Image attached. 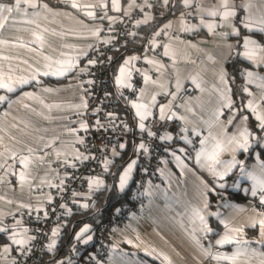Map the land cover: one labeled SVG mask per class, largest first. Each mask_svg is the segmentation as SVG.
Masks as SVG:
<instances>
[{"label":"crops","instance_id":"crops-1","mask_svg":"<svg viewBox=\"0 0 264 264\" xmlns=\"http://www.w3.org/2000/svg\"><path fill=\"white\" fill-rule=\"evenodd\" d=\"M0 3L14 6L15 0ZM122 5L121 13L140 12L135 38L142 28L157 27L146 44L139 45L141 40L137 39L114 54L113 58L120 56V61L111 72V85L115 89L132 85L136 72L141 74V84L136 100L119 99L124 101L126 112L121 115L119 104L117 111L129 138L109 147L107 168L99 178L103 185L88 186V194L108 185L107 172L129 140L133 139L136 150L140 148L142 142L135 135L146 129L148 120L161 118V107L163 119L181 120L184 130L180 143L157 172L158 183L148 188L145 217L131 216L114 231L108 264H168L169 260L171 264H264V236L259 225L264 210L254 204L257 200L264 204V189L257 183L264 179V157L260 148H254L255 129L264 135L262 121L257 119V114L264 115V32L260 31L264 0H227V9L224 0H182V10L163 22L175 0H122ZM156 5L163 18L156 19ZM89 6L94 10L85 8ZM225 10L235 15L225 19ZM117 14L112 0H21L19 10L0 14V81L14 86V91L0 88V96L7 97L0 102V229H7L0 231V264H11L15 254L29 250L31 245V235L15 214L29 207L44 209L49 195L36 189L56 184L68 161L78 153L76 145L88 129L79 75L106 23ZM245 23L251 26L245 27ZM245 38L255 44L245 48ZM251 49L255 53L249 58L245 52ZM237 57L249 64L242 72V90L248 93L243 115L232 108L229 64ZM196 60L199 64H194ZM69 65L73 66L63 75L53 74ZM122 67L126 69L123 84L117 82ZM20 80L28 83L20 84ZM188 84L195 92L175 115L172 106ZM249 101L256 112L247 106ZM134 103L147 105L151 115L141 121ZM245 131L247 150L237 144L244 142L241 133ZM197 134L201 144L188 158L187 149ZM217 145L222 149L219 161L235 158L240 162L222 179L209 171L207 155L198 158L202 150L211 153ZM128 165L121 169L117 182L121 194L129 191L138 171L135 161L121 190L120 178ZM215 168L223 172L224 164H216ZM242 169L257 180L246 178ZM197 210L205 218L203 223ZM62 224L55 228L59 229L55 236L58 240L63 235ZM14 234L28 243L14 244ZM94 235L89 231L80 239L89 248L86 256L95 253L88 246ZM87 236L92 239L85 244ZM225 236L232 242L218 244ZM224 256L232 259L217 258Z\"/></svg>","mask_w":264,"mask_h":264},{"label":"built area","instance_id":"built-area-1","mask_svg":"<svg viewBox=\"0 0 264 264\" xmlns=\"http://www.w3.org/2000/svg\"><path fill=\"white\" fill-rule=\"evenodd\" d=\"M140 17L138 10L114 15L106 23L102 37L90 49L86 68L79 75L84 86L87 106V132L84 139L76 145L78 153L68 161L59 181L36 189L37 193L49 195L50 200L45 208L29 207L15 214V218L22 222L32 240L29 250L15 254L11 264H39L43 260L50 249L48 245L52 242V232L63 223L65 216L84 204H94L95 199L93 195L88 194V186L91 178L104 175L109 147L116 141L121 142L129 138L125 123L121 121L117 111L118 102L120 97L130 101L136 100L141 74L135 73L131 87L123 85L115 89L111 85V65L114 54L127 48L134 40ZM188 20L190 22L192 17L189 16ZM199 62L200 60H196L194 64ZM194 92L193 85H186L173 104L172 113L180 114L181 105ZM242 97L247 100L248 93L243 92ZM232 108H235V102ZM183 130V122L178 119L153 118L147 121L146 129L135 135L136 140L139 139L145 147L139 148L135 153L138 171L135 183L130 189L129 201L118 208L111 220L97 228L92 243L88 245L94 249L93 255L86 256L85 252L89 248L77 240L60 264L109 263L114 246V231L123 227L131 216L145 217L148 188L158 183L157 172L164 162L169 160L172 148L180 143ZM168 136L171 139H165ZM200 144L201 136L197 134L187 149L188 158L193 157ZM254 204L264 210V204L258 200Z\"/></svg>","mask_w":264,"mask_h":264},{"label":"trees","instance_id":"trees-1","mask_svg":"<svg viewBox=\"0 0 264 264\" xmlns=\"http://www.w3.org/2000/svg\"><path fill=\"white\" fill-rule=\"evenodd\" d=\"M182 10V0H175V5L172 10L166 12V15L162 22L172 16L177 15ZM156 19L160 18L161 15L158 14V5L155 7ZM162 17V16H161ZM163 18V17H162ZM145 27L140 30L139 35L132 41L136 42L137 39L141 40L139 45L146 44L151 38L153 30L156 28ZM150 30V32H149ZM126 49V48H125ZM114 57V56H113ZM120 61L119 58H113L111 65V72L115 69L117 62ZM249 66L246 62L242 61L238 57L233 59L229 64L230 67V77L233 86V97L235 102V108L238 110L239 115L245 114L244 111V98L242 97V72ZM50 84H58L57 81L47 80ZM120 106V112H126L124 107V101L118 102ZM255 134L257 135V148H260L261 155L264 157V146L261 147V141H264V135L255 129ZM133 139L129 140L128 145L122 150L121 155L116 159L115 163L111 169L107 172L108 185L101 191L95 192L94 199L95 202L92 206L88 208H78L76 210L70 211L64 218L62 224V237L59 239L58 245L51 251H48L44 256L43 260L39 264H53L59 259L66 256L72 244L80 240L77 238L79 230L86 224L90 226V231L95 232L97 228L108 222L116 214L118 208L126 204L129 201L130 189L135 183L133 182L129 191L126 194H121L117 189V182L119 179L120 171L123 167L128 165L134 158L136 149L133 143Z\"/></svg>","mask_w":264,"mask_h":264},{"label":"snow or ice","instance_id":"snow-or-ice-1","mask_svg":"<svg viewBox=\"0 0 264 264\" xmlns=\"http://www.w3.org/2000/svg\"><path fill=\"white\" fill-rule=\"evenodd\" d=\"M25 2H27V0H25ZM112 2H113V7H115L117 10H119L118 0H112ZM20 5H21V0H15L14 6H7V5H5L3 3H0V14H2L4 12L12 13L13 11H17V10H19ZM73 6L74 7H78V5H75V4ZM224 7H225V9H227V0H224ZM88 15L91 16V15H93V13L89 12ZM211 15L215 16V15H217V13L216 12H212ZM234 15H235V13L233 11H230V10H225L224 13H223V16L225 17V19H227V18H229L231 16H234ZM4 22L5 23L7 22V17H5ZM260 24H261L260 31L261 32H264V20H261L260 21ZM244 26L245 27H250L251 25L245 23ZM0 27H3V24L2 23H0ZM212 27H213V25H209V28H212ZM237 32H238V30H237ZM254 44H255V41H252V40H250L248 38H245V40H244V46H245V48H249L250 45H254ZM254 53H255V50L254 49H251L250 51L245 52V55L248 56L249 58H252V56L254 55ZM132 59H135V58H132ZM90 63H95V62L94 61H90ZM149 63H152V61H149ZM72 66L73 65H69L67 68H65L63 70H58L57 72H54L53 74L63 75L64 72L70 70ZM120 72H121V77H118L117 78V82L123 84L122 77L124 76V74L126 72V69L122 67L120 69ZM44 74L45 75H48L49 73L48 72H45ZM19 83L20 84H25V83H28V81L27 80H20ZM126 86L127 87H131V85H126ZM0 88L7 89L8 91H14V86L13 85L8 84V83H4L3 81H0ZM5 99H7V97L0 96V102L4 101ZM154 101H155V97H153V102ZM133 106L137 109V115L140 116L141 121H143L149 115H151L150 111H148V106L147 105L135 104L134 103ZM247 106L249 108H251L253 112H256V109H255V107H253V104H252L251 101H249V103H248ZM141 109H143V111H141ZM160 112H161V118L163 119V114H164V108L163 107L160 108ZM245 119H247V118L245 117ZM257 119L260 120V121H262V123L260 124V128L261 129H264V115L257 114ZM140 128L141 129L144 128V124L142 122L140 124ZM241 135L244 136L245 139H244V142L243 143L237 142L238 147L241 148V149L247 150V148L249 147L248 142H247L248 133H247V131H245V132L241 133ZM165 139H171V137L168 136V137H165ZM121 147H123V145H121ZM139 147L141 149H143L145 146H144V144H140ZM220 150H222L220 148V145H217L216 148L211 153H206L205 150H202L201 153H198V158L201 155H207V159L211 162L210 163V166H209V171H211L213 173V175L220 176V178L222 179L225 175H227L232 170V168H234L237 165V163H240V162L236 161L235 158H233V160L230 161V162L219 161L217 159V157L219 155V151ZM21 162L22 163H25V161H21ZM107 163L108 162H106L105 167H107ZM219 163L224 164V171L223 172H217L216 171L215 165L216 164H219ZM134 165H135V161H132L128 165V167L125 170L123 176H121V178H120V189L121 190H123V188L125 187L128 179L130 178V174H131V171H132V168H133ZM242 175H244L246 178H251L253 180H257V178L252 173H246V172H244L243 169H242ZM22 178H23V176H22ZM257 183H258V185H259V187L261 189H264V179L258 180ZM102 185H103V181L102 180H100L97 177H93V178H91L89 187L90 188H92V187H100ZM220 187H224V185L221 184ZM252 195L253 196L257 195V192H256L255 188H253V190H252ZM261 200H262V202H264V194L261 195ZM88 206H89L88 204H84L83 205L84 208H87ZM205 207H207V205H205ZM196 214L199 217V219L201 220V222L203 223L204 220H205L204 216L201 215L198 210H197ZM45 215H47L46 212H45ZM259 225L261 226V235L264 236V219H262V220L259 221ZM252 226H255V223ZM205 230L206 231H211L210 228H206ZM0 231H7V229H0ZM25 231H27V229H25ZM58 231H59V229L53 230L52 235L55 237L58 234ZM89 231H90V226L89 225H85L80 230V233L77 234V238L78 239L82 238ZM91 239H92L91 236H87V238L84 239L83 242L85 244H87ZM231 242H232V240L228 236H225L223 239L217 241L218 244H227V243H231ZM13 243L14 244H17V245H25V244L28 243V240H26V239H16L15 238V234H14L13 235ZM55 243H56V241L53 240L48 245V247L51 249L52 247L55 246ZM237 243H239V241ZM7 250H8V248L6 247L5 248V251H7ZM217 258L218 259L219 258L232 259V257H228V256L217 257ZM165 259L167 260V257H165ZM168 264H171V261L170 260L168 261Z\"/></svg>","mask_w":264,"mask_h":264},{"label":"water","instance_id":"water-1","mask_svg":"<svg viewBox=\"0 0 264 264\" xmlns=\"http://www.w3.org/2000/svg\"><path fill=\"white\" fill-rule=\"evenodd\" d=\"M118 4H119V10H117L116 9V12H118V13H121L122 12V10H123V5H122V0H118ZM85 8H87L88 10H94V8L93 7H85ZM89 12H87V14H88ZM256 135L254 136V138L256 139ZM257 146V143H255L254 144V148Z\"/></svg>","mask_w":264,"mask_h":264},{"label":"rangeland","instance_id":"rangeland-1","mask_svg":"<svg viewBox=\"0 0 264 264\" xmlns=\"http://www.w3.org/2000/svg\"><path fill=\"white\" fill-rule=\"evenodd\" d=\"M53 240H55L56 243L59 241V240L57 239V237L53 238V236H52V241H53ZM60 261H61V260H58V261L54 262L53 264H60Z\"/></svg>","mask_w":264,"mask_h":264}]
</instances>
